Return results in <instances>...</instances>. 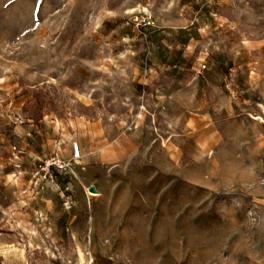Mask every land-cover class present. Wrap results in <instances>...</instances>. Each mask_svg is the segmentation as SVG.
<instances>
[{
    "label": "rangeland",
    "instance_id": "1",
    "mask_svg": "<svg viewBox=\"0 0 264 264\" xmlns=\"http://www.w3.org/2000/svg\"><path fill=\"white\" fill-rule=\"evenodd\" d=\"M80 254L264 264V0H0V264Z\"/></svg>",
    "mask_w": 264,
    "mask_h": 264
},
{
    "label": "built area",
    "instance_id": "2",
    "mask_svg": "<svg viewBox=\"0 0 264 264\" xmlns=\"http://www.w3.org/2000/svg\"><path fill=\"white\" fill-rule=\"evenodd\" d=\"M82 156V150L80 148V146L78 144H76L73 148V157L74 159H80ZM68 165H66L65 163L59 161L57 163H49L47 164L46 168L48 171H50L51 169H56L57 171L60 170H64L65 167H67Z\"/></svg>",
    "mask_w": 264,
    "mask_h": 264
},
{
    "label": "bare ground",
    "instance_id": "3",
    "mask_svg": "<svg viewBox=\"0 0 264 264\" xmlns=\"http://www.w3.org/2000/svg\"><path fill=\"white\" fill-rule=\"evenodd\" d=\"M83 255H84V254H80V259H81V261H82V264H85V262H86L85 259H84L85 256H83ZM89 263H90V262H89Z\"/></svg>",
    "mask_w": 264,
    "mask_h": 264
},
{
    "label": "water",
    "instance_id": "4",
    "mask_svg": "<svg viewBox=\"0 0 264 264\" xmlns=\"http://www.w3.org/2000/svg\"><path fill=\"white\" fill-rule=\"evenodd\" d=\"M91 192H92V193H96L95 189H93V188L91 189Z\"/></svg>",
    "mask_w": 264,
    "mask_h": 264
}]
</instances>
